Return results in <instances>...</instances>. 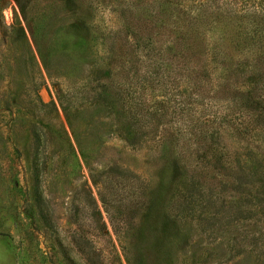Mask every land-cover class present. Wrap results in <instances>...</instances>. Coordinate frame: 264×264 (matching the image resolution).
Instances as JSON below:
<instances>
[{
    "label": "rangeland",
    "instance_id": "374dc122",
    "mask_svg": "<svg viewBox=\"0 0 264 264\" xmlns=\"http://www.w3.org/2000/svg\"><path fill=\"white\" fill-rule=\"evenodd\" d=\"M114 1L0 0V264H264V72L120 53L112 89L156 128L125 142L89 94ZM213 117L220 163L186 151Z\"/></svg>",
    "mask_w": 264,
    "mask_h": 264
},
{
    "label": "trees",
    "instance_id": "16d2710c",
    "mask_svg": "<svg viewBox=\"0 0 264 264\" xmlns=\"http://www.w3.org/2000/svg\"><path fill=\"white\" fill-rule=\"evenodd\" d=\"M110 11L112 22L109 31L114 33L118 54L108 62L105 81L89 89L106 92L105 107L110 108L115 124L121 130L125 142L135 143L151 134L155 127L144 132L136 118H140L137 103L129 105L127 95L113 90L114 63L122 60V52H131L139 46L142 50L156 48L163 53L159 58L176 60L191 65L195 77L204 73L212 64H252L256 74L264 72V0H115ZM165 63V62H164ZM178 65V64H177ZM180 73H181V68ZM222 76L221 73H219ZM221 78V77H220ZM124 90V89H122ZM113 100L109 101V97ZM197 96V95H196ZM115 106L116 109L112 108ZM155 118V117H154ZM150 117L149 120L153 121ZM217 123V124H216ZM224 118L207 120L197 129L188 131L192 137L186 151L195 159L213 160L220 163L218 133L226 126ZM119 129V128H118ZM235 132L243 131L236 127ZM146 133V134H144ZM146 135V136H145ZM39 141L38 134L34 140ZM194 151V152H193ZM205 166V165H204ZM203 167V166H202ZM195 171L199 168L194 167Z\"/></svg>",
    "mask_w": 264,
    "mask_h": 264
}]
</instances>
